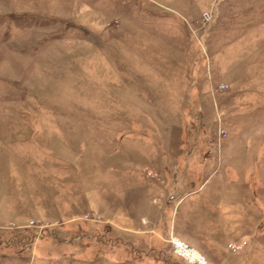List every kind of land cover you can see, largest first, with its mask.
<instances>
[{"label":"rangeland","instance_id":"1","mask_svg":"<svg viewBox=\"0 0 264 264\" xmlns=\"http://www.w3.org/2000/svg\"><path fill=\"white\" fill-rule=\"evenodd\" d=\"M264 264V0H0V264Z\"/></svg>","mask_w":264,"mask_h":264},{"label":"built area","instance_id":"2","mask_svg":"<svg viewBox=\"0 0 264 264\" xmlns=\"http://www.w3.org/2000/svg\"><path fill=\"white\" fill-rule=\"evenodd\" d=\"M173 251L183 257L188 264H200L197 256H200L191 246L187 245L183 241L170 237ZM196 252V254H195Z\"/></svg>","mask_w":264,"mask_h":264},{"label":"bare ground","instance_id":"3","mask_svg":"<svg viewBox=\"0 0 264 264\" xmlns=\"http://www.w3.org/2000/svg\"><path fill=\"white\" fill-rule=\"evenodd\" d=\"M195 254H196V252H195ZM197 257H198V259H199L200 264H206L205 261L202 260V258H201L200 256H197Z\"/></svg>","mask_w":264,"mask_h":264}]
</instances>
